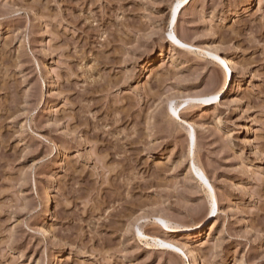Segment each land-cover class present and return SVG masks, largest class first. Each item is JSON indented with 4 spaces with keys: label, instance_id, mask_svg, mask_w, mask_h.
Here are the masks:
<instances>
[{
    "label": "rangeland",
    "instance_id": "1",
    "mask_svg": "<svg viewBox=\"0 0 264 264\" xmlns=\"http://www.w3.org/2000/svg\"><path fill=\"white\" fill-rule=\"evenodd\" d=\"M176 2L0 0V264H264V0Z\"/></svg>",
    "mask_w": 264,
    "mask_h": 264
},
{
    "label": "bare ground",
    "instance_id": "2",
    "mask_svg": "<svg viewBox=\"0 0 264 264\" xmlns=\"http://www.w3.org/2000/svg\"><path fill=\"white\" fill-rule=\"evenodd\" d=\"M191 1L192 0H177L176 4L172 8V13H171V26L172 27L174 26V24L176 22V19H177V16H178L180 9L184 6H186L187 4H189ZM170 38L174 42H179L173 31L171 32ZM227 61L228 62L223 61V64H225V72H224V83H223L222 87L219 89L218 92H215L211 96H209L208 99H206V101L216 103L220 99H223L228 94V92L230 91L231 86H232V82H233V74H234L233 73L234 72L233 67H235L234 66L235 63L233 64L232 61L229 59H227ZM229 64H230V66H229ZM45 196L48 197L49 194L46 193ZM46 208H47L48 213L44 217L45 219L43 218L44 219L42 222L43 225H48L50 223V219H51V217H50V201L49 200L47 201ZM215 213H216V201L214 200L212 209H211L209 215L206 217L205 221L207 222L208 220L212 219L214 217ZM160 221L167 228H169L170 227L169 225H171V223L169 221H165V220H160ZM200 228H201L200 226H196L194 228L193 227H188V228L184 227L183 232H186V233L192 232V231L198 230ZM170 246H172V248L175 249V251H178L179 254H181V256L186 259L185 264H197L195 250L187 249L186 246H183V248L178 246V245H170Z\"/></svg>",
    "mask_w": 264,
    "mask_h": 264
}]
</instances>
